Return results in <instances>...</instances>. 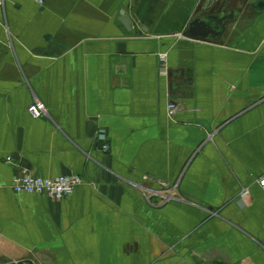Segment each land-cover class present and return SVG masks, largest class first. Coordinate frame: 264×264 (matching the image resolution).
Listing matches in <instances>:
<instances>
[{"label":"crops","instance_id":"crops-1","mask_svg":"<svg viewBox=\"0 0 264 264\" xmlns=\"http://www.w3.org/2000/svg\"><path fill=\"white\" fill-rule=\"evenodd\" d=\"M262 176L264 0H0V264H264Z\"/></svg>","mask_w":264,"mask_h":264},{"label":"built area","instance_id":"built-area-1","mask_svg":"<svg viewBox=\"0 0 264 264\" xmlns=\"http://www.w3.org/2000/svg\"><path fill=\"white\" fill-rule=\"evenodd\" d=\"M38 4H42L43 0H34ZM165 56L160 55L159 63L164 64ZM176 109L173 103L167 105L169 115H172ZM28 115L33 119H38L46 115V109L42 102L33 101L27 107ZM98 138H103V134H99ZM108 146L105 143L102 146L103 151H107ZM83 183V179L75 174L61 175L52 179H45L34 176L31 173L22 171L20 174L13 178L11 189L16 194L27 193L43 195L53 200H61L70 196L74 189ZM257 185L264 191V176L257 180ZM248 195V190L243 189L240 196L245 197Z\"/></svg>","mask_w":264,"mask_h":264},{"label":"water","instance_id":"water-1","mask_svg":"<svg viewBox=\"0 0 264 264\" xmlns=\"http://www.w3.org/2000/svg\"><path fill=\"white\" fill-rule=\"evenodd\" d=\"M121 16V22L128 29L130 25L129 19L123 14ZM223 20V16L213 15H207L203 19H196L188 25L186 34L192 37L207 38L210 36V38H214L221 30Z\"/></svg>","mask_w":264,"mask_h":264}]
</instances>
